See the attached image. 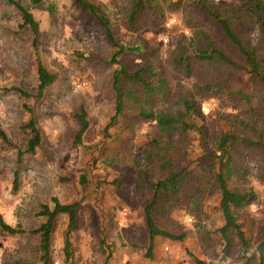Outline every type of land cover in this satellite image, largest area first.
<instances>
[{
  "label": "rangeland",
  "instance_id": "374dc122",
  "mask_svg": "<svg viewBox=\"0 0 264 264\" xmlns=\"http://www.w3.org/2000/svg\"><path fill=\"white\" fill-rule=\"evenodd\" d=\"M84 1L95 10L79 0H44L38 6L31 0H0V130L6 136L0 134V213L19 229L11 234L0 226V264H45L39 228L46 216L41 211L44 205L53 208L54 198L62 203L80 202V208L68 248L69 217L64 213L57 216L46 264H258V259L249 261L240 252L236 237L232 248L224 251L220 199L210 187L204 192L199 215L189 204L169 214H155L159 227L186 236L182 240L157 236L154 257L148 256L150 234L144 207L153 197L152 181L162 171L152 164L147 173L145 165L151 154L156 156L153 139L162 136L154 122L129 112L132 101L126 103L129 115L115 118L116 70L133 71L153 60L170 80L168 107L181 109V96L196 102L207 138L233 128L249 138L255 129L264 130V103L247 76L222 69L221 89L209 90L202 83L204 70L199 63L187 74L172 61L177 42L191 38L199 26L237 58L234 49L215 22L202 10L185 4L186 0L179 5L154 0L156 18L145 7L134 23L130 18L134 0ZM15 2L38 21L36 43L32 28L22 26L23 14ZM259 37L255 28L251 39L259 43ZM119 44L141 45L144 52L123 53L115 62ZM40 63L56 75L42 95H38ZM81 82L86 85L78 87ZM231 86L242 95L230 98ZM158 102L156 98L149 106L155 108ZM82 106L90 125L77 144L80 125L74 113ZM133 106L137 111L138 104ZM33 115L41 144L30 153L31 133L22 125ZM236 117L250 126L239 129ZM184 145L187 151L174 157L179 164L198 169V174L199 163L210 157L193 133ZM236 154L237 172L231 185L252 187L257 193L242 212L241 219L250 226L264 220V155L256 147L244 145Z\"/></svg>",
  "mask_w": 264,
  "mask_h": 264
},
{
  "label": "trees",
  "instance_id": "16d2710c",
  "mask_svg": "<svg viewBox=\"0 0 264 264\" xmlns=\"http://www.w3.org/2000/svg\"><path fill=\"white\" fill-rule=\"evenodd\" d=\"M79 1L90 10H95L92 4L84 0ZM172 1L179 5L183 0ZM219 1L186 0L185 4L194 7L196 11L202 10L206 17L215 22L226 43L234 49L237 58L233 56L234 54L229 51L227 46L218 42L210 32L199 26L195 28V33L191 38L184 37L177 42L172 61H175L176 66L181 67L187 74L193 73L194 63H199V66L204 70L202 83L205 84V89L209 90L212 87L215 90L221 89L222 84L218 81L222 79V69H227L231 74H243L252 81L257 89V94L261 96V101L264 103V47L261 46V43L264 42V0H224V3ZM31 2L34 6H38L44 0H31ZM15 4L23 14L22 26L32 28L35 34L34 43H36L39 34L38 21L29 9L16 2ZM145 7L152 9L153 17L156 18L154 0H134L130 12L131 23H134ZM255 28L260 31L259 43H254L251 39V33ZM126 52L142 54L144 47L119 44L113 61L118 62L117 57ZM38 75V95H42L46 87L54 82L56 75L41 63L38 67ZM114 81L118 91L115 118L118 115L124 116L129 115V112L133 113L143 121L154 122L162 136L153 139L157 147L156 156L151 154L145 165L147 173L152 171L150 167L152 164L162 171L156 181H152L153 197L144 207V216L150 234L148 256L154 257L157 236L179 240L186 236L185 232L175 235L159 227L155 220V214L159 212L169 214L174 210L183 209L189 204L188 207L195 209L196 214L199 215L202 211L204 192L207 187H210L220 199L219 208L224 223L219 231L226 241L224 251L232 248L236 237L240 252L247 256L249 261L258 259V264H264V220L246 226L241 219L242 212L252 203L257 193L252 187L231 185L237 172L236 153L239 146H254L264 155V130L255 129L252 138H249L242 136L240 130L233 128L223 131L215 137L208 136L207 138L205 126L201 124L198 117L199 107L196 102L181 96L179 98L181 109L172 110L171 107H168L171 101L170 80L163 67L153 60H148L133 71L125 67L116 70ZM233 88L231 86L227 93L230 98L242 95L241 90ZM258 91H262L263 94H259ZM156 98L159 101L156 107H150L149 103ZM130 101L132 104L127 107L131 110L126 112V103ZM133 104H138L137 111L132 110ZM164 105L167 106L163 108ZM74 117L80 125L75 136V143L78 144L83 141L90 122L88 112L83 106L74 113ZM235 121H237L236 126L239 129L250 126L237 117ZM262 124H264V118ZM22 128L31 133L27 143V152L35 153L41 144V132L36 117L31 116L22 125ZM192 133L196 135L201 150L210 157V160L202 164L199 163L198 167L201 171L198 174L196 173L198 169H191L187 164H179L177 158L174 157L175 153L187 151L184 145L185 140ZM0 134L6 138L1 130ZM53 201V208L44 205L41 211V214L46 216V221L39 228L42 233V247L45 251L42 259L45 264L50 255L52 233L56 227L57 216L64 213L69 217V231L66 236V247L68 248L71 246L69 233L78 223L77 213L80 208V202L62 203L57 198H54ZM0 226L2 230L11 234L19 232V229L4 220L1 213Z\"/></svg>",
  "mask_w": 264,
  "mask_h": 264
},
{
  "label": "built area",
  "instance_id": "2783aa9c",
  "mask_svg": "<svg viewBox=\"0 0 264 264\" xmlns=\"http://www.w3.org/2000/svg\"><path fill=\"white\" fill-rule=\"evenodd\" d=\"M84 85H86V82L78 83V87H82ZM165 249H166L167 252L169 251V247H166Z\"/></svg>",
  "mask_w": 264,
  "mask_h": 264
}]
</instances>
